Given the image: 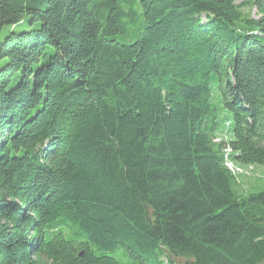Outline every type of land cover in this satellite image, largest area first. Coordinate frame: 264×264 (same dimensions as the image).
<instances>
[{"label":"trees","instance_id":"1","mask_svg":"<svg viewBox=\"0 0 264 264\" xmlns=\"http://www.w3.org/2000/svg\"><path fill=\"white\" fill-rule=\"evenodd\" d=\"M249 167L264 0H0V264H264Z\"/></svg>","mask_w":264,"mask_h":264},{"label":"rangeland","instance_id":"2","mask_svg":"<svg viewBox=\"0 0 264 264\" xmlns=\"http://www.w3.org/2000/svg\"><path fill=\"white\" fill-rule=\"evenodd\" d=\"M244 11L248 12V7L242 8ZM251 16L257 17L256 9L253 8L251 11ZM243 177L239 179L243 187H248L249 184L255 182V180H264V170L257 167H249L246 171H243Z\"/></svg>","mask_w":264,"mask_h":264},{"label":"bare ground","instance_id":"3","mask_svg":"<svg viewBox=\"0 0 264 264\" xmlns=\"http://www.w3.org/2000/svg\"><path fill=\"white\" fill-rule=\"evenodd\" d=\"M227 161H228V160H227ZM225 162H226V161H225ZM228 166L231 167V165H230L229 163H228ZM231 169H234V170H236V171L239 170L237 167H236V168H235V167H231ZM241 170H242V169H241ZM236 175H237V174H236ZM237 176H238V175H237ZM239 176H240V175H239ZM241 177H242V176H241Z\"/></svg>","mask_w":264,"mask_h":264}]
</instances>
